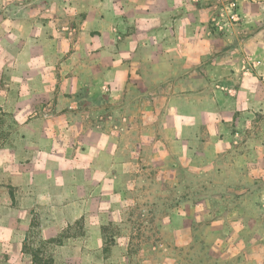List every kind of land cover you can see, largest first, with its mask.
I'll use <instances>...</instances> for the list:
<instances>
[{
	"label": "crops",
	"instance_id": "crops-1",
	"mask_svg": "<svg viewBox=\"0 0 264 264\" xmlns=\"http://www.w3.org/2000/svg\"><path fill=\"white\" fill-rule=\"evenodd\" d=\"M227 1L137 0L122 17L114 0H58L75 7L42 16L24 0L26 12L7 17L15 53L46 47L49 57L12 63V112L27 134L26 155L12 164V227L0 226V246L16 248L12 264L34 260L28 247L71 244L59 239L95 212L98 186L146 159L173 166L190 156L207 133L192 115L190 73L209 69L217 47L251 55L264 77V0H236L240 21H229L223 37L210 26L211 5ZM54 56L61 62L50 63ZM6 253L0 262L11 259Z\"/></svg>",
	"mask_w": 264,
	"mask_h": 264
},
{
	"label": "rangeland",
	"instance_id": "rangeland-1",
	"mask_svg": "<svg viewBox=\"0 0 264 264\" xmlns=\"http://www.w3.org/2000/svg\"><path fill=\"white\" fill-rule=\"evenodd\" d=\"M23 1L0 0V16H5L0 18L3 227H12V192L16 189L12 186V164L27 152V134L22 132L25 120L12 112V63L27 58L34 65L49 61L43 53L46 47H36L27 55L15 53L12 21L7 17L13 12L25 13ZM136 1L114 3L122 6L121 16L126 17L128 5L135 7ZM49 3L53 4L51 9ZM57 3L33 0L32 9L42 16L68 13L75 7H58ZM231 3H235L233 11ZM211 6L214 15L210 26L224 37L229 21H240L239 3L230 0ZM216 55L219 62L212 63ZM216 55H210L209 69L198 67L190 73L192 115L199 117L207 132L194 143L190 156H179L173 166L167 161L144 164L146 159L133 166L123 180L109 187L98 186L95 212L73 223L59 239L71 244L28 247L34 260L27 264H264V77L256 73L251 55L239 53L230 43L217 47ZM59 62L55 56L50 61ZM204 79L207 86L202 84ZM201 90L204 98H200ZM86 237L91 244L82 241ZM15 249L0 246V260L7 251L11 257L0 264H12Z\"/></svg>",
	"mask_w": 264,
	"mask_h": 264
},
{
	"label": "built area",
	"instance_id": "built-area-1",
	"mask_svg": "<svg viewBox=\"0 0 264 264\" xmlns=\"http://www.w3.org/2000/svg\"><path fill=\"white\" fill-rule=\"evenodd\" d=\"M233 7H235V3H231L230 5H229V8L233 11ZM235 14V13H234ZM234 16H237V14L236 15H234Z\"/></svg>",
	"mask_w": 264,
	"mask_h": 264
}]
</instances>
